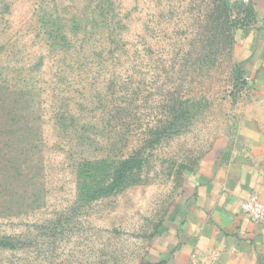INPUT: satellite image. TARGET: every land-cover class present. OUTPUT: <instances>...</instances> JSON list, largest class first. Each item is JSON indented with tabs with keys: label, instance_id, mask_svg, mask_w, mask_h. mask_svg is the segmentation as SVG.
Returning a JSON list of instances; mask_svg holds the SVG:
<instances>
[{
	"label": "rangeland",
	"instance_id": "1",
	"mask_svg": "<svg viewBox=\"0 0 264 264\" xmlns=\"http://www.w3.org/2000/svg\"><path fill=\"white\" fill-rule=\"evenodd\" d=\"M256 11L0 0V264L166 263L203 159L264 109L235 56Z\"/></svg>",
	"mask_w": 264,
	"mask_h": 264
},
{
	"label": "crops",
	"instance_id": "2",
	"mask_svg": "<svg viewBox=\"0 0 264 264\" xmlns=\"http://www.w3.org/2000/svg\"><path fill=\"white\" fill-rule=\"evenodd\" d=\"M250 1L257 10L255 26L238 40L235 56L260 104L264 102V0ZM263 115L264 109L257 107L243 117L233 135L217 141L203 159L164 264H264V221H252L240 208L241 200L253 193L264 202Z\"/></svg>",
	"mask_w": 264,
	"mask_h": 264
},
{
	"label": "built area",
	"instance_id": "3",
	"mask_svg": "<svg viewBox=\"0 0 264 264\" xmlns=\"http://www.w3.org/2000/svg\"><path fill=\"white\" fill-rule=\"evenodd\" d=\"M241 213L254 222L264 221V202L256 193L240 202Z\"/></svg>",
	"mask_w": 264,
	"mask_h": 264
}]
</instances>
